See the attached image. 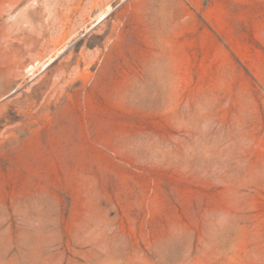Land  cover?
<instances>
[{"label": "rangeland", "instance_id": "1", "mask_svg": "<svg viewBox=\"0 0 264 264\" xmlns=\"http://www.w3.org/2000/svg\"><path fill=\"white\" fill-rule=\"evenodd\" d=\"M0 264H264V0H0Z\"/></svg>", "mask_w": 264, "mask_h": 264}]
</instances>
